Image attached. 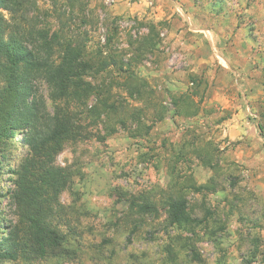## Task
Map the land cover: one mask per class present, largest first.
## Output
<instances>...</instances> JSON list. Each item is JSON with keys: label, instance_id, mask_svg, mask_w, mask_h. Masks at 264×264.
<instances>
[{"label": "rangeland", "instance_id": "1", "mask_svg": "<svg viewBox=\"0 0 264 264\" xmlns=\"http://www.w3.org/2000/svg\"><path fill=\"white\" fill-rule=\"evenodd\" d=\"M35 3L48 16L51 34L59 25L82 33L93 60L109 49L123 70L131 60L134 75L154 92L152 101L137 102L126 74L112 72L103 75L110 105L142 108L153 134L133 140L119 130L103 143L65 146L57 164L73 174L61 203L79 232L71 241L75 254L13 264H264V135L258 128L264 111V0ZM180 95L185 102L176 107L172 100ZM188 131L219 159L217 172L197 161L192 166L197 185L212 177L218 184L211 194L186 191L192 217L206 220L196 235L171 225L161 202L170 182L161 143L183 144L192 138ZM9 188L0 177V220L6 229L18 221ZM120 190L154 196L156 214L130 215ZM3 232L0 225V241ZM192 250L201 261L193 259Z\"/></svg>", "mask_w": 264, "mask_h": 264}, {"label": "trees", "instance_id": "2", "mask_svg": "<svg viewBox=\"0 0 264 264\" xmlns=\"http://www.w3.org/2000/svg\"><path fill=\"white\" fill-rule=\"evenodd\" d=\"M70 2L73 7L75 1ZM35 5V0H0V177L11 185L7 195L18 215L17 223L9 229L0 220L4 230L0 264L69 259L75 254L71 241H76L79 232L61 203L73 174L57 164L65 146L103 143L119 130L133 140L153 134L142 108L110 105L111 90L104 84L103 75L112 72L116 77L126 74L125 84L133 90L137 102L152 101V90L145 79L134 75L131 60L124 63L123 70L110 49L93 60L86 53L82 33L74 34L59 25L51 34L48 16ZM56 12L63 20V15ZM69 15V20L73 19L72 12ZM111 40L108 38L107 47ZM181 102H185L184 95L172 100L176 107ZM260 120L258 128L264 135V111ZM187 136L192 138L183 144L167 147L166 142L161 143L170 177L161 202L171 225L196 235V229L206 220L192 217L186 191L211 194L218 184L212 177L207 184L197 185L192 166L197 161L217 172L219 159L209 145L202 146L196 134L188 131ZM118 195L120 201L128 202L130 215L142 217L157 212L159 204L154 196L143 192L129 195L121 190ZM2 197L0 193V204ZM192 257L201 261L193 250Z\"/></svg>", "mask_w": 264, "mask_h": 264}]
</instances>
